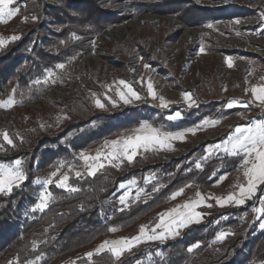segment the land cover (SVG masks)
<instances>
[{
  "label": "trees",
  "instance_id": "1",
  "mask_svg": "<svg viewBox=\"0 0 264 264\" xmlns=\"http://www.w3.org/2000/svg\"><path fill=\"white\" fill-rule=\"evenodd\" d=\"M19 1L21 16L27 17L23 28L28 25L33 28H24L20 33L21 39L0 50V100L8 98L13 87L19 106L39 104L43 95L58 87L49 82L33 83L44 77L46 69L55 71L56 64H66L78 53L92 54L91 41L106 30L124 24L126 20L143 14L173 15L183 25L197 28L208 21L232 19L250 13L235 7L203 8L189 0H162L159 3L134 1L130 5L132 14L127 16L119 15L107 4V0H47L53 1L56 6L47 4L46 0ZM32 17L37 19L33 20ZM46 17L53 21L46 23ZM50 25L56 31L52 32V39H47L45 33L50 31ZM52 47L56 49L53 52ZM121 51L126 54V50ZM58 77L64 80L62 76ZM74 94L76 97L72 99L69 109L60 105H44L39 113L44 126L32 132L21 129L14 133L8 122L1 123L7 128L13 144L5 146V150L0 152V162L21 159L26 179L9 195H0V264H26L27 261L60 264L66 255L84 250L109 235L110 227L123 233L133 231L138 223L167 205L169 197L177 189H188L186 185L213 184L217 181L213 175L218 169H221L219 175L230 172L241 162L242 157L239 156L216 157L203 162L198 169L193 162L203 157L202 147L186 158L166 164L150 165L149 158L137 160L130 172L122 167H105L95 176L70 177L69 183L79 188L77 192L70 193L49 186L53 198L48 207L40 213L23 217L28 207L35 204L32 195L36 191L34 184L40 171H55L61 161L68 163L73 160V153L92 148L103 138L139 127L142 122L161 131L174 132L190 127L201 117L216 116L215 103L187 112L178 121H169L163 113L147 107L126 108L112 114L94 113L89 103L76 92ZM187 160L191 162L186 163ZM148 172L156 173L155 181L147 186L150 198L137 200L123 211L118 210L115 204L108 210L102 206V202L113 199L120 184L133 179L142 184ZM154 188L159 190L153 191ZM99 209H112L111 218L101 221ZM245 210L242 208L225 213L234 215ZM211 212L210 224L191 228L179 241L169 242L164 247L138 246L130 254H123L118 261L109 253L94 255L91 264H136L138 260L148 257L147 264H264V230H257L256 223L248 233L238 228L226 238L224 248L217 252L206 251L220 226L213 225V221L221 214ZM196 243H199V247L189 252L187 249ZM238 246L242 249L232 256L230 252L240 248ZM204 251L207 252L205 256L202 255ZM157 252L163 255L159 256ZM37 256H40L39 260H36ZM78 264H90V261L81 258Z\"/></svg>",
  "mask_w": 264,
  "mask_h": 264
},
{
  "label": "rangeland",
  "instance_id": "2",
  "mask_svg": "<svg viewBox=\"0 0 264 264\" xmlns=\"http://www.w3.org/2000/svg\"><path fill=\"white\" fill-rule=\"evenodd\" d=\"M134 1L141 3H159L162 0H107V4L111 6L113 10L117 11L119 15L127 16L132 14L130 5ZM189 1L195 2L203 8L235 7L240 10H247L250 13L232 19L208 21L201 27L197 28H190L183 25L182 22L177 20L173 15L143 14L138 18L126 20L124 24L106 30L100 37L93 39L91 41L94 50L92 54L83 55L78 53L69 62L64 64L65 67L63 69L56 68V70L53 71L56 75L53 78H50L48 82L54 86L57 84L58 87L52 92L43 95L39 104L19 106L18 95L14 92L12 87L9 97L11 96L15 100V103L8 108L0 107V132L8 133L7 128L1 125L2 122H8L11 131L14 133H17L21 129L32 132L35 128H42L44 126V121L39 117V113L42 112L43 106H48V104L60 105L69 109L72 99L76 97L74 92H76L82 100H85L91 105L92 110L95 111L94 113L103 112L112 114L120 113L126 108L135 109L147 107L150 110L153 109L163 113L165 118L169 121H178L186 116L187 112L197 110L201 106L210 103L217 104V107L215 108L216 116L201 117L197 123L186 129L196 127L204 120L218 121V123L214 126H204L200 130H197L195 134L185 133L183 141H172V148L174 150H140L132 163L124 160L118 167L112 165L105 166L116 169L122 167L127 172H130L132 165L137 160L143 161L144 159L149 158L151 159L150 165H158L166 164L172 160L186 158L196 149L204 148L206 145L222 138L224 135L226 137L223 140H226L237 126L246 123L243 125L245 126L255 120V116L259 117L261 113L264 114V105L253 101L250 91L251 86L259 84L262 81L260 78L264 77V19H261L262 15H264V0ZM18 2L20 1L14 0V3L9 6L18 8V14L13 18L8 19L6 22H0V38H3L6 41L3 45H0V50L17 40H10L9 37L19 36V39H21L22 36L20 33L24 31V28L27 30L33 28L32 25L23 28L24 21L23 16H21L20 13L21 4ZM47 4L56 6V3L53 1H47ZM149 15H156L159 19L154 22L147 21L145 18ZM135 20H140V24L138 23L136 26L129 25L130 21ZM44 21L49 24L53 20H49L46 17L44 18ZM236 21H239V23ZM207 24H211L212 27H206L205 25ZM119 28L123 30L122 35L111 39L105 38L107 33L114 34ZM49 29L50 31L45 33V35L47 36V39H52L51 34L56 31V29L51 25ZM185 31L196 32L197 35L196 37L189 39L184 37ZM202 47L204 49L203 52L201 51ZM55 50V47L51 48L52 52ZM121 50H126V54L124 55ZM141 57L143 59H141ZM229 59L232 62V67L228 66ZM145 64H148L150 67L145 69ZM58 75L62 76L64 80L62 81L59 79ZM44 77L41 79V83H44ZM149 79H151L158 96H163L166 100L172 101L167 108H161L159 106V99L153 100L148 95L146 82ZM118 80L130 82L142 99L133 100L131 103L125 104L116 95L115 87H113L112 90L102 87V85H114V82ZM62 88H65V90H62ZM246 89L249 91H245ZM183 92L190 93L195 99L196 104L192 107H188V104L184 102L181 95ZM57 94H60V96L58 97ZM93 94L100 98L101 102L105 105L104 108L96 107L93 100ZM107 97H110L116 102L115 106H113V103H111ZM8 98L0 100V102L7 101ZM233 99L238 100L239 104L232 108L226 107L228 102ZM249 101H252V103H249ZM60 106L59 108H61ZM143 112L147 111L143 110ZM176 112L181 113L180 118L170 120L168 117ZM229 119L236 121H234L232 125L225 127L224 123ZM136 128L138 127L124 130L118 134L103 138L94 147L73 153L74 159L69 161L68 164L73 165L74 170L83 171V163L78 158L81 151L95 154L96 150L100 149L106 140H114L129 135ZM183 130L185 129L174 132H180ZM215 145L217 144L208 145L205 148V156L197 158L193 162V166L196 167L197 163L202 165L203 162L211 158H216L220 152L225 153L222 148L216 149L214 147ZM5 146L11 145L4 141L3 137L0 136V152L5 150ZM206 150H210L211 154ZM17 159L19 158L0 163H11ZM188 162H191V160L186 161V163ZM50 173V171L41 170L39 174L40 176L36 180L47 179ZM63 173H68L70 177H76L74 171L69 172L68 167L65 166L60 168V173L54 179H58L59 175ZM83 176L88 175L85 174ZM214 176L219 177L217 182L213 184L206 186L198 185L188 187V189L184 188L182 195L177 196L175 199H169L167 205L162 207L156 213L151 214L145 221L138 223L133 231L126 233L119 232L118 230L110 232L109 235L105 236L94 245L84 250L66 255L61 260L60 264H78V261L81 258L89 260L86 253L93 251L105 240H115L121 237L130 238L137 235L141 225L153 224L158 219V213H163L169 208L182 204L189 198H195V193L197 191H200L206 197H224L229 193L238 191L234 185L244 182L242 170L225 172L220 175L216 172L213 177ZM222 176L225 177L223 180L220 179ZM146 177L148 178L147 181L145 179ZM155 179L156 173L148 172L145 175L142 184L136 179L130 180L135 181V183L132 184H129V181L123 183L125 184V188H121L120 184L112 197L113 199L102 202V206H106L108 210L112 207V204H115V207L118 210H121L122 208L126 209L120 203V197L125 191H130L128 197L129 206L137 200L150 198V192L147 191V186L152 184ZM51 185L56 187L55 183H52L49 186ZM34 186L36 191L32 197L35 199L36 204L39 200V194L42 191V185L35 183ZM139 189H143L144 191L141 193L139 199H135L136 193ZM145 193L147 195H145ZM0 195L5 194L0 193ZM262 197H264V186L260 185L252 199H246L245 203L242 205H236L233 202L220 206L216 203L215 198L207 199L204 204L196 208V211L202 214L199 218V222L190 223L188 226L180 229V234L175 238H169L163 242L150 241L140 243L134 247L132 251L136 250L138 246H144L145 244L150 245V248L164 247L169 242L181 240L191 228L202 224H210L208 220L211 217V214L213 213L211 211L213 210L216 212V215L221 214L220 217L214 219L213 225L220 226L209 241L206 251L211 253L217 252L224 248L226 238L232 236L234 231L240 227L248 233L253 224L256 223L257 230H264L259 226L260 223L264 221V212L254 211V209L264 207V204L261 203ZM34 205L28 207L27 213L23 217L27 214L41 212L39 210L32 211ZM242 208H245L246 210L239 214L233 215L225 213L227 211H235ZM107 210L103 211L101 209L99 211L100 216L102 217L106 213L112 215L113 210ZM220 232H224L226 235L223 239L217 240V235ZM240 249H242V247L231 251L230 254L234 256V254ZM206 251L202 252V255L205 256L207 254ZM130 252H125L124 254H130ZM198 258L199 256L196 257V259ZM148 259L141 260L142 264H147Z\"/></svg>",
  "mask_w": 264,
  "mask_h": 264
},
{
  "label": "snow or ice",
  "instance_id": "3",
  "mask_svg": "<svg viewBox=\"0 0 264 264\" xmlns=\"http://www.w3.org/2000/svg\"><path fill=\"white\" fill-rule=\"evenodd\" d=\"M14 3V0H0V22H6L8 19L13 18L18 14L19 9L15 7H9ZM33 20L37 19L32 17ZM261 19H264L262 15ZM23 21H27V17L23 18ZM239 23V21H236ZM211 28V24L205 25ZM10 40L19 39V36L9 37ZM6 41L0 38V45H3ZM203 52V47L201 48ZM141 59H143L141 57ZM228 66L232 67V62L228 60ZM57 69H63L64 64H56ZM145 69L150 66L148 64L144 65ZM56 75L51 69H46V75L43 82L47 83L50 78ZM264 81V77L260 78ZM143 82V81H141ZM35 84H40L41 80L37 79L33 81ZM148 95L153 99H159V106L161 108H167L172 101L166 100L163 96H158L154 85L149 79L146 82ZM109 90L115 87L116 95L125 104L131 103L133 100H140L142 97L133 88L132 84L125 80H118L114 82V85H102ZM245 91H249L246 89ZM253 101L264 105V83L252 85L250 88ZM183 100L188 104V107H192L196 104L195 99L188 92H183ZM107 99L113 103L115 106V101L110 97ZM93 100L98 108H104L105 105L101 102L100 98L93 94ZM15 103V100L10 96L7 101L0 102V107L8 108ZM252 103V101H249ZM238 100H230L226 107L232 108L238 105ZM247 106V105H246ZM181 113L176 112L169 116L170 120H175L180 118ZM218 121L204 120L200 125L185 129L180 132H166L160 129L154 128L151 124L147 122H142L138 128L134 129L131 134L119 137L114 140H106L100 149H97L95 154L81 151L78 158L83 163V171L74 170L73 165L68 164L65 161H61L59 167L56 171L50 173L47 179L36 180L35 183L42 185V191L39 194V200L34 205L32 211H44L49 204L50 199L53 198L52 193L48 191L50 184L55 183L56 187L62 188L67 192L74 193L79 191V188L71 185L69 183L70 176L68 173H63L59 175L58 179H54L60 173V168L65 166L68 167L69 172H73L77 178H81L83 175L95 176L96 173L103 169L106 165H112L118 167L119 164L127 160L132 163L134 158L139 154L140 150L152 151V150H174L172 148V141L180 140L183 141L185 138V133L195 134L197 130H200L204 126L212 125L214 126ZM0 136L8 144L12 145L13 141L9 138L7 132H0ZM14 146V145H13ZM216 149H223V151L229 156H239L242 157L241 164L238 170H242L244 182L237 183L234 185L238 191L229 193L224 197H206L200 191L195 193V198H189L182 204H178L172 208L165 210L163 213H158V219L151 225H141L139 227L137 235L133 237H121L115 240H105L100 245H98L93 251L86 253L89 258L90 264L92 257L94 255H99L103 253H109L111 257L118 261L123 256L125 252H130L134 247L140 243H146L150 241H160L163 242L169 238H175L180 234L179 230L188 226V224L193 222H199L201 213L196 211V208L201 206L206 202L207 199L215 198L216 203L220 206H224L227 203H235L236 205H242L245 203L246 199H252L256 194L257 188L260 185H264V119L253 120L245 126H237L234 131L228 136L226 140H223L221 144L214 146ZM209 151L210 150H206ZM211 154V152H210ZM197 168L201 167L200 163L196 164ZM225 177H221L223 180ZM26 179V174L22 169V161L17 159L11 163H0V193L5 195L11 193L13 187H19L20 184ZM146 181L148 178H145ZM129 184L135 183V181H129ZM121 188H125V184L120 185ZM185 187H190L186 185ZM158 188H154L153 191H158ZM143 189H139L136 193L135 199H139ZM184 188L177 189L174 191L169 199H175L177 196L182 195ZM130 191H125L120 197V203L124 208L129 207L128 197ZM145 195H147L145 193ZM261 203L264 204V197L261 198ZM124 209L122 208L121 211ZM257 212H264V207L259 209H254ZM260 228L264 229V221L260 223ZM118 229L115 227H110L108 231L115 232ZM226 233L220 232L217 235V240H221L225 237ZM33 247H36L35 242H33ZM199 247V244H193L188 248L189 252L193 249ZM157 255L162 256L163 254L157 252ZM40 256L36 257L39 260ZM26 264H34L33 261H27ZM136 264H142L141 261H137Z\"/></svg>",
  "mask_w": 264,
  "mask_h": 264
},
{
  "label": "crops",
  "instance_id": "4",
  "mask_svg": "<svg viewBox=\"0 0 264 264\" xmlns=\"http://www.w3.org/2000/svg\"><path fill=\"white\" fill-rule=\"evenodd\" d=\"M261 83H264V81H261L259 84H261ZM256 118H255V120H260V119H264V114H260V116L258 117V116H255ZM258 117V118H257ZM244 124H246V123H243L242 125H240V126H243ZM226 136L224 135V136H222V138H219L218 140H216V141H213L212 143H210V144H208V145H213V144H219V143H221L222 141H223V139L225 138ZM208 145H206L204 148H203V150H204V155H203V157L205 156V148L208 146ZM217 157H229V158H232V157H237V156H229V155H227L226 153H218V155H217ZM240 164H241V162L232 170V171H230V172H234L235 170H238V168H239V166H240ZM221 172V169H218L217 170V173H218V175H219V173ZM217 175V174H216ZM231 175V174H230ZM216 179H218V177L217 176H214ZM217 182V181H216ZM261 186H264V185H261ZM202 188H204V187H202Z\"/></svg>",
  "mask_w": 264,
  "mask_h": 264
},
{
  "label": "bare ground",
  "instance_id": "5",
  "mask_svg": "<svg viewBox=\"0 0 264 264\" xmlns=\"http://www.w3.org/2000/svg\"><path fill=\"white\" fill-rule=\"evenodd\" d=\"M147 21H151V22H154V17H151V16H146V18H145ZM140 24V20H135V21H131V22H129V25H137V24ZM123 34V30L121 29V28H119V29H117L116 31H115V33L114 34H107L106 36H105V38L106 39H111V38H114V37H116V36H119V35H122ZM196 32H188V33H186L185 34V37H187V38H189V39H191V38H193V37H196ZM57 96L59 97L60 96V94H57Z\"/></svg>",
  "mask_w": 264,
  "mask_h": 264
},
{
  "label": "built area",
  "instance_id": "6",
  "mask_svg": "<svg viewBox=\"0 0 264 264\" xmlns=\"http://www.w3.org/2000/svg\"><path fill=\"white\" fill-rule=\"evenodd\" d=\"M186 33H188V32H186L185 31V33H184V37H185V34ZM234 121H236V120H227L225 123H224V126L225 127H228V126H230V125H232L233 123H234ZM223 127V126H222ZM217 139V138H216ZM171 159V158H170ZM112 214H113V211H112ZM111 214L109 215L108 213H106L104 216H100V219H101V221H104V220H108V219H110L111 218Z\"/></svg>",
  "mask_w": 264,
  "mask_h": 264
},
{
  "label": "water",
  "instance_id": "7",
  "mask_svg": "<svg viewBox=\"0 0 264 264\" xmlns=\"http://www.w3.org/2000/svg\"><path fill=\"white\" fill-rule=\"evenodd\" d=\"M149 16H151V17H154L155 19H154V21H156V20H158L159 19V17L158 16H156V15H149ZM131 22V21H130ZM108 34V33H107Z\"/></svg>",
  "mask_w": 264,
  "mask_h": 264
}]
</instances>
